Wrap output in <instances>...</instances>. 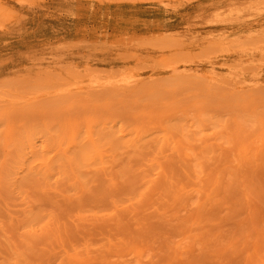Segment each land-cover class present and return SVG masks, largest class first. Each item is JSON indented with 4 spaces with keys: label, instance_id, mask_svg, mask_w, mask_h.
<instances>
[{
    "label": "rangeland",
    "instance_id": "rangeland-1",
    "mask_svg": "<svg viewBox=\"0 0 264 264\" xmlns=\"http://www.w3.org/2000/svg\"><path fill=\"white\" fill-rule=\"evenodd\" d=\"M241 1L0 0V264H264Z\"/></svg>",
    "mask_w": 264,
    "mask_h": 264
},
{
    "label": "bare ground",
    "instance_id": "bare-ground-1",
    "mask_svg": "<svg viewBox=\"0 0 264 264\" xmlns=\"http://www.w3.org/2000/svg\"><path fill=\"white\" fill-rule=\"evenodd\" d=\"M240 6L242 7V9H241L240 12H238V13H240V14H244L243 17H244V18H247L246 15H249V14H250L249 11H247V9L251 7L250 0H244L243 2L241 1V2H240ZM226 7H230V5H227ZM217 9H219V8L213 9L210 13L216 11ZM227 11H228V10H227ZM245 11H246V12H245ZM260 11L262 12V11H264V9H262V10H260ZM262 13H263V12H262ZM213 17H214V15H212V14H208V15L203 16V19L201 20V24H202V26H204V27H203V30H204L207 34H213V35H215V33H213V32L216 31L215 28H212L210 25H208L209 28H208L207 26H205V25H207L208 22H216V19H214ZM238 18H239V17H234V20H235V19H238ZM232 21H233V20H232ZM209 29H211V30H209ZM208 30H209V32H208Z\"/></svg>",
    "mask_w": 264,
    "mask_h": 264
}]
</instances>
